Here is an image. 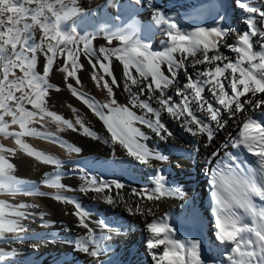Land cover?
<instances>
[{
	"label": "snow or ice",
	"instance_id": "snow-or-ice-1",
	"mask_svg": "<svg viewBox=\"0 0 264 264\" xmlns=\"http://www.w3.org/2000/svg\"><path fill=\"white\" fill-rule=\"evenodd\" d=\"M135 3L140 4L141 0H135ZM237 4L253 15L245 21L247 30L237 33L235 44L226 42V37L235 30L224 26L226 17L223 15L218 14L212 26H197L185 31L177 21L154 10L152 21L165 37L162 51L153 50L150 41L141 39L138 25L133 22L108 31L104 36L107 45L116 41L118 46H100L103 59L93 60L96 36L81 34L76 26V20L86 15L79 0H0V136L14 138L15 144L26 155L59 169L61 161L56 156L37 150L24 140V137H38L60 143L57 138L32 126L40 123L43 127L47 118L74 131L78 130V125L85 136L110 143L113 155L115 146L119 145L126 157L140 165L154 167V161L166 162L168 158L158 149L149 148L145 141L150 137L138 125L166 140L172 133L161 117L167 114L172 120L179 121L193 137L206 136L210 143L217 129L225 127L229 119L240 114L238 133L231 137L230 146L245 149L256 159L254 163L249 162L229 151H224L223 155L220 150L211 154L208 163L213 166L208 169V184L216 239L227 246L228 264H264V98H261L264 97V10L245 0H237ZM257 45L259 50H256ZM222 46L235 53V57L221 53ZM81 54L88 58L93 69L91 78L97 86L103 82L102 88L107 91L108 99L100 103L78 91L72 83H67V87L102 121L110 140L88 127L75 108L74 124L47 107L49 90L53 87L48 80L49 74L56 68L64 74L66 81L73 79L79 85L78 72L83 70V65L78 63ZM40 56L44 58V65L42 72H37ZM113 57L123 68L122 90L128 93L126 104H119L114 93V87L121 85L111 67ZM201 65L204 67L199 68ZM189 67L194 75L188 71ZM98 69L102 70V75H98ZM181 72L184 73L183 83L179 79ZM206 90L211 94V100L205 97ZM133 109H140L143 114ZM13 126L19 130H14ZM61 146L69 152L82 151L75 145ZM208 146L206 143L205 147ZM228 147L229 144L223 146L224 149ZM5 152L15 156L16 149L0 145V191L15 194L22 182L13 174L15 165L3 154ZM83 179L85 183L79 191L85 194L89 191L104 193L113 184L116 189L124 187L115 181L113 184L103 180L98 182L95 177L88 178L87 174ZM44 182L51 188L65 187L58 172L46 173ZM156 184L159 193L156 199L165 194L179 195L176 189L166 187L163 175L157 177ZM30 194L34 193L25 192V195ZM35 194L46 195L43 192ZM54 199L74 205L72 214L78 218L79 226L87 230V235L76 241L75 247L99 264L108 248L96 238L86 222L91 212L80 202L59 193ZM104 199L108 204L114 203L111 195ZM24 207L26 205H19L11 214L25 218V213L19 210ZM4 209L5 205H0V236L23 231L18 222L3 219ZM128 211L133 209L128 208ZM148 211L150 213L151 209ZM135 212L143 214L139 205ZM146 228L152 234L147 247L159 249L163 246L159 254L152 253L155 264H208L203 258L200 242L175 238L176 230L166 222V217L153 219ZM32 247L38 250L41 244ZM3 255L0 253V257ZM0 264H3L2 260Z\"/></svg>",
	"mask_w": 264,
	"mask_h": 264
},
{
	"label": "bare ground",
	"instance_id": "bare-ground-1",
	"mask_svg": "<svg viewBox=\"0 0 264 264\" xmlns=\"http://www.w3.org/2000/svg\"><path fill=\"white\" fill-rule=\"evenodd\" d=\"M245 2L264 10V0ZM79 5L86 10V15L76 20L78 31L81 34L96 36L93 41V47L96 49L93 60L103 59V54L99 52L100 46L109 48L118 46L116 41L112 45H107L104 36L108 31L124 28L133 22L138 25L140 38L150 41L153 50L162 51L164 48L162 41L165 37L152 21L154 10H160L170 19L177 21L185 31L197 26H212L217 15H223L226 17L224 26L235 30L226 37L228 44L236 43L237 33L247 30L245 21L253 15L239 7L237 0H141L140 4L135 3V0H79ZM257 21L259 22V17ZM71 23L70 21L67 26L70 27ZM256 50H259L258 45ZM220 52L230 58L235 57V53L230 52L227 47L222 46ZM60 62L58 59L57 65ZM78 63L83 65V70L78 72L80 87L86 90L87 96L104 103L108 99L107 91L102 88L103 82L98 87L91 78L93 69L88 58L81 54ZM111 67L121 85L120 88L114 87L116 99L119 104H126L128 93L122 90L124 82L122 65L113 57ZM188 71L195 74L191 67ZM102 74V70L98 69V75ZM179 79L181 83L184 82L183 72L180 73ZM58 80L61 86L58 87L59 93L70 97L78 114L86 118L85 124L102 138L110 140V134L107 133L102 121L67 90L64 78L60 77ZM133 91L136 89L133 88ZM171 94L175 99H179L175 97L174 92ZM204 95L209 100L212 99L207 90ZM51 105L48 101L47 107L50 111L75 124L77 112L74 114L64 112L54 109ZM133 110L143 114L140 109ZM241 118L238 114L237 117L229 119L225 127L215 131L210 143L206 136L193 137L180 126L179 121L172 120L167 114H162L161 117L162 122L172 133L166 140H161L147 127L138 125L150 137L145 141L149 148L158 149L168 158L166 162L154 161V167L140 165L126 157L119 145L115 146L113 155L110 143L105 144L103 139L85 136L78 125H76L78 130L74 131L47 118L45 120L53 123L52 128L55 131H48L49 126L45 124L38 129L49 137L57 138L60 143L38 137H34L33 143H31L33 137H24V140L35 149L56 156L61 161L59 169L26 155L15 144L14 138L0 136V145L16 149L15 156H10L6 152L3 154L15 165L13 174L22 182L15 194L0 191V205H5L3 219L6 222H18L23 228V231L0 236V253L5 254L0 260L3 264H97L92 257L76 249V241L86 236L87 230L79 226L78 218L72 214L75 212L74 205L54 199V195L59 193L80 202L84 209L91 212L86 222L94 230L96 238L108 248L100 257L99 264H155L152 253L159 254L163 246L159 249L147 247V240L152 238V234L147 231L146 224L153 219L165 217L166 222L176 230L175 238L185 242H200L203 258L208 264H228L227 246L216 239L211 189L208 184V169L213 164L208 161L212 159L213 152L220 150L221 155L224 151H229L254 163L256 158L251 153L230 146L231 137L238 133L237 125ZM206 143L209 144L208 147H205ZM62 144L79 146L82 151L69 152L61 146ZM225 144H229L227 149L223 148ZM54 172L60 174L64 188H51L44 182L45 174ZM86 174L88 178L95 177L98 182L103 180L113 184L115 181L124 187L116 189L113 184L112 188L106 189L104 193L93 191L81 193L79 189L85 183L83 177ZM159 175L165 177L166 187L176 189L179 195L165 194L156 199L155 197L159 196L156 184ZM25 192L34 194L25 195ZM37 192L46 195L40 196L35 194ZM106 195L112 196L113 204L105 201ZM149 195L153 198L149 199ZM19 205H26L19 209L25 213V218L11 214ZM137 205L143 214L135 212ZM128 208H132L133 211L129 212ZM103 237L107 239H102ZM206 240L209 241V245ZM37 243L41 244V247L34 250L32 245Z\"/></svg>",
	"mask_w": 264,
	"mask_h": 264
},
{
	"label": "rangeland",
	"instance_id": "rangeland-1",
	"mask_svg": "<svg viewBox=\"0 0 264 264\" xmlns=\"http://www.w3.org/2000/svg\"><path fill=\"white\" fill-rule=\"evenodd\" d=\"M43 65H44V58H43V56H40L39 58H38V65H37V68H36V71L37 72H42V69H43ZM19 74V73H18ZM53 74H55V75H53ZM58 74V75H57ZM51 75V76H50ZM53 75V76H52ZM64 78V74L63 73H61L59 70H56V68H54V70L49 74V76H48V80H49V83L53 86L50 90H49V94H51V95H49V97H48V101H49V103L50 104H52L51 106L54 108V109H57V110H61V111H64V112H69V113H75V112H73V108H75L76 109V107H75V105L74 104H72V101H71V99H70V97L67 95V94H60L59 93V91H60V88H61V86H59L60 84H59V80H58V78ZM52 79V80H51ZM65 79V78H64ZM57 80V81H56ZM67 83H72L73 85H74V87H77V89H78V91H81V92H83V93H85L86 92V90H84L82 87H80V85H77L76 83H75V81L73 80V79H69V80H65V84H66V87H67ZM58 87H60L59 88V90H56ZM53 89V90H52ZM67 90H69L68 89V87H67ZM52 91V92H51ZM70 91V90H69ZM54 92V93H53ZM55 95H53V94ZM58 94H59V96H58ZM52 100H50V99ZM51 101V102H50ZM29 108L31 107V106H28ZM82 117V116H81ZM84 120H86V118L85 117H82ZM6 119H10V118H6ZM43 124H45V125H48L49 126V128L47 129L48 131H50V132H54L55 130L52 128L53 127V123L51 122V121H43ZM32 126H35L36 128H39L41 125H40V123H35V124H33ZM13 129L14 130H19L18 129V127L17 126H13ZM35 141V138L33 137V139L31 138V143H33ZM208 240H206V243H207V245H209L208 244Z\"/></svg>",
	"mask_w": 264,
	"mask_h": 264
}]
</instances>
